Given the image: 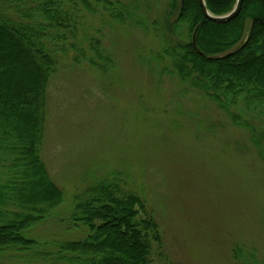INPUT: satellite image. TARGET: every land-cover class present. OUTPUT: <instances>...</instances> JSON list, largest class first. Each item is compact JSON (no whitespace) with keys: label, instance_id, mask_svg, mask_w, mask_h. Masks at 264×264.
Listing matches in <instances>:
<instances>
[{"label":"rangeland","instance_id":"obj_1","mask_svg":"<svg viewBox=\"0 0 264 264\" xmlns=\"http://www.w3.org/2000/svg\"><path fill=\"white\" fill-rule=\"evenodd\" d=\"M125 4L134 21L89 9L77 49L50 80L43 157L66 198L40 238H78L65 222L74 196L119 174L159 226L155 263L264 262V160L253 133L156 60L164 33L176 35L165 29L176 19L169 0ZM231 110L264 144V101L239 98Z\"/></svg>","mask_w":264,"mask_h":264},{"label":"trees","instance_id":"obj_2","mask_svg":"<svg viewBox=\"0 0 264 264\" xmlns=\"http://www.w3.org/2000/svg\"><path fill=\"white\" fill-rule=\"evenodd\" d=\"M237 1L205 0L217 16L230 13ZM98 8L118 21L134 17L125 0H0V264H158L152 254L159 226L143 196L127 190L119 174L100 177L74 196L65 222L80 232L78 238H40L37 231L56 220L66 198L43 157L50 80L70 49H77L89 9ZM169 8L176 19L165 29L176 35L164 33L156 60H169L173 75L248 128L264 160L260 133L231 110L239 98L264 101L263 1L245 0L240 14L224 24L207 19L198 0H169Z\"/></svg>","mask_w":264,"mask_h":264},{"label":"water","instance_id":"obj_3","mask_svg":"<svg viewBox=\"0 0 264 264\" xmlns=\"http://www.w3.org/2000/svg\"><path fill=\"white\" fill-rule=\"evenodd\" d=\"M198 1L201 7L202 13L207 19L213 22H216V23L224 24V23L230 22L231 20L235 19L240 14L245 0H238L235 8L230 13L226 15H221V16L213 15L207 8L205 0H198ZM262 1L264 3V0ZM193 44L196 46V31L193 35ZM231 54L232 52H229V53L222 55V57L226 58V57H229Z\"/></svg>","mask_w":264,"mask_h":264}]
</instances>
